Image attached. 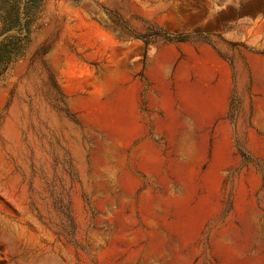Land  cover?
<instances>
[{"label": "rangeland", "instance_id": "374dc122", "mask_svg": "<svg viewBox=\"0 0 264 264\" xmlns=\"http://www.w3.org/2000/svg\"><path fill=\"white\" fill-rule=\"evenodd\" d=\"M0 264H264V0H43L0 77Z\"/></svg>", "mask_w": 264, "mask_h": 264}, {"label": "trees", "instance_id": "16d2710c", "mask_svg": "<svg viewBox=\"0 0 264 264\" xmlns=\"http://www.w3.org/2000/svg\"><path fill=\"white\" fill-rule=\"evenodd\" d=\"M42 6L43 0H0V77L25 56Z\"/></svg>", "mask_w": 264, "mask_h": 264}]
</instances>
